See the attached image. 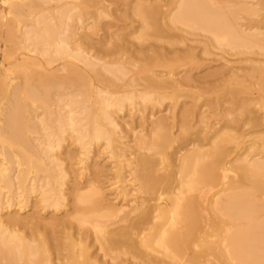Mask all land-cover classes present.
Listing matches in <instances>:
<instances>
[{"label":"bare ground","instance_id":"6f19581e","mask_svg":"<svg viewBox=\"0 0 264 264\" xmlns=\"http://www.w3.org/2000/svg\"><path fill=\"white\" fill-rule=\"evenodd\" d=\"M46 1L43 2L46 3ZM103 1L65 0L59 5L56 4L58 6L54 9L57 13L60 15L63 13L62 18L60 16L54 18L58 21L56 27L49 18L47 20L49 15L43 14L44 6H42L44 8L36 9L41 5L40 0H1V3L6 4L5 16H1L3 23L0 24L8 29L3 33L5 41L19 38L23 34V40L31 37L30 49L41 53L45 51L43 44L55 42L52 46L54 55L52 58H64L65 66L56 67L54 71H63L56 74L47 72L39 61H35L36 66L42 70L41 73L28 69L22 72L20 82L10 83L4 80L3 84L1 83L0 92L4 101L0 98L3 101H0V195L1 191H5L3 188L10 191L16 184L14 188H19L20 191L40 190L41 197L38 201L42 202L41 208L47 206L58 208L63 204L64 196L67 194L63 192L61 186L68 170H65V167L69 166L65 165L67 163L62 164L61 159L53 153H49L51 149L59 145V139L52 137L57 135V132L51 130V132L39 133V128L44 129L49 123L51 112L48 107L52 104L57 106L58 111H61L64 106L67 107L66 113L63 114L65 112L63 111L54 118L57 126L60 127L63 123L68 124L76 133L75 139H81L82 136L88 137V140L81 143V147L86 150L85 155H88L90 151L88 146L90 140L104 138L110 157H115L116 170L120 171L123 166L130 165V160L124 153L125 149L121 148L125 145L122 143L121 147L118 146L116 142H120L119 137L112 130L118 125L112 107L115 105L121 108L119 105L121 98L112 97L111 92L101 95L103 88L101 89L98 85L95 87L86 74L87 68L91 69L95 72L97 82L104 81L106 80L104 73L110 71L115 73L116 70L123 71V67L126 68L128 58L134 50L129 51L128 46L125 47L127 41L120 45L114 44L110 48L107 46L103 48V38H92L90 31L97 29L99 18L112 14V12L109 13L110 4L106 5L115 0L107 1L106 5ZM132 3L131 7L129 6L130 11L140 18L141 27L137 35L143 39L147 34L149 35L147 30L150 28V33L155 37L165 39V37L173 36L174 32L176 34L174 38L178 36L176 38L183 42L182 35L177 32L182 30L180 26L183 23L191 29L198 28L208 32L213 44L236 48L235 50L240 54L246 51L250 56L238 58V61L248 62L244 66L247 71L242 72L243 65L240 64L235 67V70L228 68L229 70L223 73L226 75L225 79L235 85L231 92L236 98L240 111L245 110V115L242 114L245 116L243 119L240 111L236 113H239L238 119L241 116L243 123L248 122L244 119L249 110L251 114L247 116L248 120H251L253 124L264 123L262 122L264 119V30H262L264 15H258V12L264 11V0L252 2L250 5H257L255 8L246 4L245 0H133ZM90 6H95L94 11ZM89 11H91L92 20L87 22L89 20L87 19L85 21L87 23L82 25L81 22L83 23L87 18L83 20L82 17ZM239 12H242V16H238ZM72 14L80 25L73 24L72 27L65 22L68 18L71 19ZM22 15L35 20L33 26L27 30H21L22 27L19 29L15 24L13 26L11 21L15 16L19 18L18 20L25 21L27 18L24 20ZM104 26L101 27L105 28ZM59 27L60 31L57 29ZM28 32H33L37 39L34 40ZM165 42L156 45L162 48ZM173 43L176 47L175 42ZM171 46H169L170 49L168 43L167 47L164 46L168 49H166L167 53L165 48L160 51L162 49L156 50L158 48L155 47L156 51H153L152 56H147L149 61L146 63L147 66L144 63L135 65L129 59L128 63L136 66L135 72L141 75L143 84L140 83L141 88H139L132 79L127 83L132 87L131 90L120 94L125 96L130 92L134 96L140 95L143 100L150 99L154 104L156 100L162 101L165 97H169L170 93L179 94V91L185 92L186 89L199 87L200 82H196L198 78L192 80L190 76L174 77L170 73L161 71L160 73L152 68L168 66L171 64L170 60L178 56V51H175L178 47L173 49ZM181 51L186 56L194 54L193 47L187 44H184ZM170 53L176 56L173 58L170 56L171 59L168 60L166 57H169ZM182 53H180L181 56ZM166 54L169 55L166 56ZM74 60L81 61L83 66H78ZM99 61H102L100 65ZM114 66L115 68H112ZM101 69L106 71L102 74ZM113 80L114 78L110 83L116 79ZM246 81L248 83H245ZM79 82L85 89L94 88V92L97 93L98 97L94 100L96 105L93 106L97 112L101 111L99 116H95L89 109L81 108L84 107L83 105L78 108L71 105L72 102L78 101L75 96L81 93L78 89L74 92L68 89L75 88ZM243 91L247 92L246 97L242 96ZM152 94H154L153 97H151ZM79 101L82 104L85 99L80 98ZM37 108L40 109L38 113L34 112ZM183 109H180L182 125L177 132L178 136L171 133L166 117L160 116L152 121L153 124L149 130L150 139H138L142 148L153 152H141L137 165L131 168V173L129 172L139 183L134 188L143 195L140 196V200L134 201L135 203L129 206L128 211L121 213L124 209L120 206L102 203L107 198L103 201L104 198L101 197L103 191L99 190L101 187L98 189L95 186L100 173L98 168L93 170L91 176L88 174L89 178L81 180L84 183L77 180L75 187L72 186V199L75 200H73L75 202L73 211L75 208L81 211L76 217V222L79 225L85 221L92 224L95 236L100 242V244L98 242V249L102 250L101 255L97 253L96 256V253L94 255L89 250L91 240L88 239L87 232L78 231L75 234L72 230L74 225L69 218L72 212L67 211L68 215L60 217L57 215L53 217L51 214L52 217L49 216L51 219L48 217L46 222V219L42 220L38 216L40 208H36L37 210L27 217H20L18 210L13 212L11 209L5 216L0 213V264H127L123 257L126 253H130V256L138 259L141 264H264V159L248 158L246 155L226 159L225 156L230 150L226 151L227 145H224L234 140L235 136L222 131L223 129L219 127V129L212 127L209 133L207 130L201 133L203 131L201 128L193 132L194 127L191 130L186 119L188 117L186 113L189 110H184L185 113ZM82 112L83 115L76 118V113ZM39 114L43 116L36 119ZM89 119H92L95 124L84 132L81 126L85 123L81 121ZM102 121H106L107 126H103ZM76 125H78L77 128H75ZM33 133H38L39 137L32 136ZM177 138H181L180 141ZM36 140L38 141L35 142ZM174 141L179 144L174 147L175 157L171 159L166 153V148H170ZM262 146H264V139H262ZM153 153L159 157H155L156 154L154 156ZM44 160L48 161V168L43 181L39 183L33 178L35 181H29L31 184L26 185L30 172L36 174L46 171ZM15 166L19 168H14ZM92 167L87 168L89 172ZM117 176L118 184L114 187L118 188V191L114 193L122 197L130 194L131 189L119 183V181L123 182L125 176L119 174ZM13 177L16 178V182L13 181ZM47 186L49 190L46 189ZM85 186L87 189L90 188L87 192H78L83 188L87 190ZM15 198L18 199L17 196ZM21 200H18V203ZM2 202L6 203V201ZM2 202L0 200V209L5 205H2ZM80 203L83 205L78 206L77 204L80 205ZM7 204L10 205L11 202ZM39 219L45 221L42 222ZM28 222L27 233L22 231L23 229L16 228L18 225L26 228ZM59 230H63V233ZM57 232L63 234L64 242L54 234ZM114 248L118 251H114ZM105 256L107 258H104Z\"/></svg>","mask_w":264,"mask_h":264},{"label":"rangeland","instance_id":"374dc122","mask_svg":"<svg viewBox=\"0 0 264 264\" xmlns=\"http://www.w3.org/2000/svg\"><path fill=\"white\" fill-rule=\"evenodd\" d=\"M13 1H20V0H13ZM40 1H41V5L37 6L36 9H41L44 7H45V9L47 8L46 10L44 9V11H43L44 12L43 14H47V16L49 15V17H47V20L49 18L50 22L52 24H54L53 26L58 24V21H56L54 18L56 16H57L56 18H58V16H60L62 18L63 13L61 15H60V13L58 14L57 10H55L54 8H55V6H58L59 3L61 4L65 0H56L57 2L54 0L53 1L47 0L46 3L43 2L45 0H40ZM107 1H110V0H104L103 1L104 5L107 4L106 3ZM127 1H129V0H115L113 3H110L111 1L108 2V4L106 6H108L110 4L108 6L109 7V13L112 12V14L110 13V16H108V17L101 16L102 18L101 19L99 18V22L96 26L97 29L95 28L94 29L95 31L94 30L92 31L90 29L91 30L90 32H92L91 34L93 36L92 38L93 39H98V37H100L101 39L103 38L102 39V42L104 44V45L102 44L104 46L103 48H105V46L110 48V47H112V45L114 46V44L120 45V43L123 44L124 41L125 42L127 41L126 43L128 45L126 44L125 47L128 46L127 49L129 48L128 49L129 51L130 50L132 51L134 49L131 52L132 54L128 58V61L130 59V61L132 63H134L135 65H139V64L142 65V63H144L145 66H147L148 64H146V63L149 62L147 56H150V55L152 56L153 51L155 52L156 50H159V49H162L160 51H163L164 48L166 50L167 49L166 48L167 43H168V48L170 49L169 46H171L170 44H172L171 47L173 49L174 48L176 49L178 47L175 50V51H178V54H177L178 56H176V55L173 56L170 53V55L166 54V56L169 55V57L167 56L166 59L168 58V60H169V58L171 59V57L173 58L175 56L177 58L175 57L174 59L170 60L171 64L168 66H166V65L160 66V67L154 66L152 68L155 69V71H159V72L161 71L162 73L163 72L164 73H170L174 77L190 76V78L192 80L195 78H198L197 79L198 81H196V82H198V83L200 82L199 83L200 86L199 87L197 86L196 88L186 89L189 92L185 90V92L179 91V94L178 93H176V94L170 93L169 97H165L164 99H162V101L161 100L157 101L155 99L156 102L154 104H152L150 99L143 100V99H141L140 95L134 96V95L130 94V92L125 94V96L120 94V93H123V91L125 93V91L127 92V91L131 90L132 87L128 86L127 83L132 79H134L132 82L137 83L139 88H141L140 83L143 84V80H142L141 75L139 76L135 72L136 66L131 65L130 63H128V61L126 63V68L121 65L124 68V70L122 69L123 71L116 70L115 73H114V71H110V72H107V73H109V75H108L107 73H104V71H106V70L101 69L100 72L102 74L104 73L103 74V76L105 75L104 79L106 78V80H104V81L102 80L101 82H97L95 72L86 67L87 68L86 74L90 78V82L94 86L98 85L101 87V89L103 88L102 89L103 92L100 93L101 95H104L106 93L109 94V92H111L112 97H120L121 98L119 101L120 102L119 105L121 106V108H117V106H115V105L112 107L114 110L113 114H114V116H116L115 119L117 120V123H118V125L114 129L112 128V130H113L114 134L119 137L120 142H116L118 144V146L121 147L123 144L125 145V147L123 146L121 148L125 149L124 153H125L126 158H128V160H130V165L128 164L129 166L128 165L123 166V168L120 171L116 170L115 157H110L109 148L107 147V143H106V140L104 138L90 140L88 142V146H89L90 151H89L88 155H85L84 152L86 150L84 147H81V143H83V141L88 140V137L82 136L81 139H75L76 133L74 131H72V128L68 124L63 123L62 126H60V127L57 126V122L55 121L54 118H57L59 116V113H62L63 111H65L67 107L63 105L64 108H62L61 111H58L57 106L55 107V105L52 104L51 106L48 107V108H50V112H51L49 123L47 125H45L44 129L39 128V133L43 134L45 131L51 132V130H55L57 132V135H52V137H57L59 139V145L55 146L53 149H51L49 151V153H53V155H56L58 158H60L62 164L67 163V164H65L67 167L72 166V168L71 167L66 168L65 165L63 166V167H65V170L68 169L69 171L68 170L66 171V175H65V178H63V184H62L61 188L63 189V192L65 194H67L66 196H68V197L64 196L65 198L62 201L63 204L58 208H54L52 206H47V207L41 208L40 204H42V202L38 201L40 199L41 195H40V190H38V189L33 190V191H28V190L24 189V190L20 191L19 188H17V189L14 188L16 185L15 184L13 186V188L10 189V191L7 190L6 188H3L5 191H1L2 196L0 195L1 196L0 197L1 202L6 201V203L2 202L3 203L2 205H4V204L5 205L2 207V209H0V213L3 214V215L1 214L2 216H5L7 214V212H10L9 210L13 209L12 210L13 212L18 210V214L20 215V217H23V216L27 217V215L29 216L30 214H32L33 211H36L37 209L40 208L38 210V214H39L38 216H40V218L42 220L46 219V222H47V219L51 214H53V217H56L55 215H57V217H60V216L68 215L69 214L68 212H70V213L72 212L70 214V217H69L71 222H72V225H74V226H72L73 227L72 230L75 231V234L78 231L79 232L85 231L88 233V239L91 240L89 242V244H91L89 250L94 255L96 253V256H97V253L99 255L102 254V250L98 249L99 248L98 245L100 244V242L97 239V236H95V231L92 227V224L89 223V221H87V222L85 221L81 225H79L76 222L77 221L76 217L78 214H80L81 211L78 210V208H75L73 211V205L75 202H73L74 199H72L73 194H72L71 189L73 187H75L74 185H75V183L77 184V182H76L77 180H78V182L80 181L82 183L84 181V179L86 180L87 177L89 178V176L92 175V172L95 168L96 169L98 168L100 170V173L98 174L97 180L95 181V184H97L95 186L98 187V189L101 187L99 190H100V192L103 191V195L101 194L102 195L101 197L104 198L103 201L107 198V200H105L102 203H105V202L107 204L110 203V205L115 206V207L120 206L122 209H124V211H122V212L120 211L121 213L128 211V209L130 208L129 206L134 204L135 203L134 201L140 200L141 199L140 196L143 195V193H141V195H140V193H138L137 190L135 189L138 186L137 184H139V183H137V180H134L133 175L129 174V172L131 173L132 172L131 168L133 169V166L137 165V160H138V157L141 154V152H145V153L153 152L152 150L148 151L145 148H142L138 142V139L139 138H144V139H148V140L150 139V131L149 130L151 129V125L153 124L152 121H155L156 118H158L160 116L166 117L168 125L171 128L170 129L171 133L174 136H176L178 130L180 129L179 127H181V125H182L181 124L182 118L180 115L182 111L180 109H183L186 107L185 109H183V112L186 113V111H184V110H186V109L189 110L186 113L188 115V117L186 116L187 117L186 119L188 121V124H190V126H191V130H193V127H194L195 130H193V132H196L201 128L203 130V131H201V133L206 131V130L208 131L207 133H209L210 129L212 127L213 128L219 127L221 129H223L222 131L231 133L235 136L234 140L226 142L227 144L224 145V146L227 145L225 148L226 151L230 150L229 153L226 152L227 153V155L225 156L226 159L227 158L228 159H230V158L235 159L236 157L238 158V157L245 156V155L248 158L249 157H251V158L256 157V158L264 159V157H262V156H264V146H262V139H264V123L253 124L251 122V120H248L249 118L247 119V116H250L249 114H251L249 110L246 112V114H247L246 119H244V120H247L248 122L243 123V120H241V116H242V119L245 117L244 116L245 110L243 109L244 111L243 110L240 111V109H239L240 107L236 104V98H235L233 92H231V90L233 91V88H235V85H234V83L229 82L227 79H225L226 75L223 73V71L227 72L229 70L228 68H230L231 70H235V67L239 66L240 64L243 65L242 72L247 71V68L244 66L247 65L248 62H246V61L239 62L238 58L243 59V58L247 57V55L248 56H250V55L246 51H243L242 54H240L239 52H237L235 50L236 48L231 49V48H228V46H225L223 44L222 45L213 44V42H211L213 40H210L211 35L208 32L203 31V30L198 29V28H195V29L192 28L191 29V27H189L187 25H186L187 26L186 27L185 24H183V23H182V26H180L181 24L179 25L180 28L182 27L181 28L182 30H177L178 34L182 35L183 42H180L179 38H176L178 36L175 37L176 38V40H175L174 35H176V34H174V32L172 33L173 36H169L171 38H169V37L167 38L165 36H162V37H165V39H163L161 37H157V36H156L157 37L156 38L155 35L150 33L151 31H150L149 27H147V28H149L147 30L149 35L147 34L146 38L144 37V39H143V37L141 38L137 35V34H139V29L141 27L140 26V18H138V16H136V14L133 15L132 11H130L131 10L130 5L133 4L132 3L133 0H130L132 2L129 1L130 4L127 3ZM152 1H154V0H152ZM256 1H258V0H245L246 4H248V5H250L252 2L255 3ZM56 4H58V5H56ZM42 6H44V7H42ZM250 6L253 8H255V6L257 7V5H254V6L250 5ZM94 7L90 6L92 11H94L93 10ZM5 8H6V4L1 3V0H0V10L2 9L0 11V24L2 22L1 16L2 15L5 16V10H4ZM90 12L91 11H89L88 14H86V16L84 15L82 17L83 20H84V18L87 17L84 21L81 19V21H83V23L80 20H78V22H81V24L84 25L88 21H91L92 18H91ZM241 13L238 16H242ZM258 13H259L258 15H260V14L264 15V11H260ZM88 15H90L91 19L88 18L89 17ZM22 16H24L23 17L24 20L26 18L27 19L25 21H21V20H18L19 18L17 19V16H15L16 18L14 17L13 19H11V21L13 23V26L15 24V25H17V27L19 29L22 27L21 30H27L28 28L33 26L35 20L29 19V17L25 16V15H22ZM22 16H18V17L22 18ZM74 16L75 15L71 16V19L68 18L69 21L66 19L67 21H65V22H68L67 24L70 26H72L73 24L78 25L79 23H77V20L74 19L75 18ZM72 17H73V20H72ZM114 17H115V19H114ZM249 17H251V16H249ZM254 18H256V16ZM87 19H89V20H87ZM86 20H87V22H85ZM238 21H242V20H238ZM1 26L3 27V24L0 25V27ZM101 26L102 27L104 26L105 28H102ZM56 27H57V25H56ZM66 27H68V26H66ZM1 28H0V80H1L0 85H1V83L3 84L4 80L6 82H10V83L11 82H20V80L22 79V76H21L22 72L25 70H28V69L34 70L38 73H41L42 70L36 66L35 61L36 62L39 61L40 64L45 68V70L47 69V72L51 71V72H54L56 74H60L63 72V71H54V69L56 67L63 68L65 66L64 65V58H61V59H58L57 57L52 58L54 56L52 54L53 53V51H52L53 47L52 46L55 45V42H50L51 44H43L42 47H44L45 51L41 53L37 50L30 49L32 47L31 37H30V39L23 40V34H21V36H19V38H21L23 41H21L18 37L14 38V39L12 38L13 39V40L11 39L12 41L11 40L5 41L3 33L8 31V29L6 28V26H4L2 30H1ZM57 29L59 30L60 27ZM262 30H264V29H262ZM28 35H31L34 40L37 39V37L33 35V32H28ZM12 36H14V35H12ZM136 36H137V38H136ZM158 38H160V39H158ZM172 38L174 39V41ZM156 39H158V40L156 42H154V40H156ZM177 39H178V41H177ZM160 40H162V41H160ZM94 41H96V40H94ZM159 41L161 43L166 41L167 43L166 42L164 43L166 45V47H164L165 45L162 44V48H161V46H159V48H158L157 45H161V43ZM153 42H154V44H153ZM173 42H175L176 47L173 45L174 44ZM184 44H187V45L193 47L194 54L192 56H186L182 53L181 49H183ZM204 45H207V46L204 47ZM154 46L158 49L155 50ZM204 48H206V49L204 50ZM46 49H47V51H46ZM150 49H152L151 50L152 52H150ZM128 50H127V54H128ZM167 50L165 53H167ZM49 51H52V52H49ZM244 52H246V53H244ZM180 53H182V56ZM129 54H130V52H129ZM172 54H173V52H172ZM74 61L78 66H83L81 61H78V60H74ZM23 62H25V63L23 64ZM100 63H102V61H99L98 64L100 65ZM128 67H130V68H128ZM112 68H115V66ZM157 68L160 70H158ZM120 72H122L124 74H122ZM94 76H95V79H94ZM107 77H109V79H111V80L107 79ZM221 77H223L224 79H222ZM113 78H114V80L116 79L115 80L116 82L113 80L114 82L110 83V82H112ZM245 83H248V82L246 81ZM105 84H107V85H105ZM108 84L110 86H108ZM77 89L79 90V92L81 94H78L77 96H75V98L78 101L72 102L71 105L75 108H78V106L80 107L81 105H83L84 107H81V108H83V109L85 108L86 110L89 109V110L94 112L95 116H99L101 114V111L97 112L93 106V105H96L94 100L97 99V97H98L97 93L94 92V88L91 90L90 89L88 90L87 88L85 89V87H83V85H81V82H79V83H77L75 88H70V89H68V91L73 90V92H74V90H77ZM190 92H192V93H190ZM119 95H121V96H119ZM153 95L154 94H152L151 97H153ZM246 95H248L247 92L243 91L242 96L246 97ZM154 97H156V95ZM0 98L2 99L1 92H0ZM80 98L85 99V101L82 102V104L79 101ZM2 100L4 101V99H2ZM2 100H0V101H2ZM39 111H40V109L37 108L36 111H34V112L38 113ZM237 112H239L241 114V116L239 115L240 116L239 119L237 116L239 113L236 114ZM64 113H66V111L63 112V114ZM185 113H182V114H185ZM242 114H244V115H242ZM81 115H83V112L81 114L76 113V118L81 117ZM42 116L43 115L39 114L36 119L41 118ZM236 116H237V118H236ZM234 118L236 119L237 122L235 121ZM231 120L232 121L234 120V121L232 122ZM81 122L85 123L84 125L81 126L82 128H84V132H86L92 124H95V122H93L92 119L82 120ZM262 122H264V119H262ZM172 123L173 124L176 123V124L173 125ZM102 125L107 126V122L102 121ZM77 127H78V125L75 126V128H77ZM33 134H31V135L39 137L38 133H33ZM40 137H41V135H40ZM177 139L180 141L181 138L180 139L177 138ZM37 141L38 140H36L35 142H37ZM175 141L173 142L174 144L172 143V145H174V146L172 147V145H171V147H170L171 149L166 148V153L169 155V157L171 159L173 157H175L174 147H176V144H179V142L176 143ZM180 144H181V142H180ZM261 146H262V148H261ZM144 149H145V151H144ZM153 154L155 156L156 153H153ZM33 157H35V155H33ZM155 157H159V156L156 154ZM63 158H65V159H63ZM159 159L160 158H158V160ZM44 164L46 167V171L41 172V173H36V174H35V172H30L31 174L30 175L28 174L29 176H28V180L26 181V185L31 184L30 182L31 181L33 182L35 180H37L39 183L43 181V176L45 174H47L48 161L44 160ZM130 166H132V167H130ZM90 167H92V168L90 169V172H89V169H87V168H90ZM14 168L18 169L19 166L18 167L15 166ZM88 174H89V176H88ZM117 174H119L120 176L123 175V177L125 176L124 178L122 177L123 182L119 181V183H121V186L126 185L125 187H127L128 189H131L130 194L122 197L121 195L114 193V192L118 191V188L114 187V186H117V184H118V183H116V181L118 179ZM229 174H231V173H229ZM76 176H78V177H76ZM33 178H35V180H33ZM13 179H14V177H13ZM15 179L13 181L16 182ZM128 179H129V181H128ZM81 180H83V181H81ZM85 188L87 189V186H85ZM14 189L16 190V192H14L15 191ZM46 189L49 190L50 188L48 187ZM89 189L90 188H88L87 190H84V188H83V189L79 190L78 192L82 191V193H85ZM70 194L72 195V197ZM135 194H137V195H135ZM138 194H139L140 198L138 197ZM16 196L18 197V199L15 198ZM2 198H3V200H2ZM18 200H21V201L18 203ZM10 202H11V204L8 205L7 203H10ZM33 204H35L34 205L35 207L33 206ZM36 205H38V206L36 207ZM77 205L82 206L83 204L80 203V205L79 204H77ZM17 207H20V208H17ZM5 211H6V213L4 214ZM64 212H65V214H64ZM66 212H67V214H66ZM73 215L75 218L73 217ZM50 217H52V215ZM50 217H49V219H51ZM41 219H39V220L42 221ZM44 221H42V222H44ZM17 225L18 224H16V226ZM110 227H111V225H110ZM112 227H113V225H112ZM16 228H18V229L20 228V230L23 229L22 231L27 233L29 230V222L27 223L26 228L24 226H21V225H18V227H16ZM59 232L63 233V230L62 231L59 230ZM57 233H54V234L56 236L58 235L59 237H57V238H59L60 241L64 242V240L62 239V238H64L63 234L61 233L62 234L61 235L60 233H58V234ZM98 242H99V244H98ZM116 248H114L113 250L118 251ZM118 249H120V248H118ZM133 255H135V254L133 253ZM123 257L126 259L127 264H141L138 259L131 257L130 253L124 254ZM104 258H107V256H105Z\"/></svg>","mask_w":264,"mask_h":264}]
</instances>
